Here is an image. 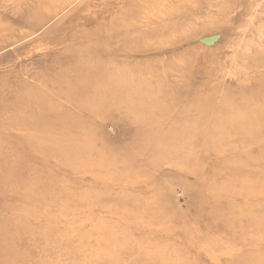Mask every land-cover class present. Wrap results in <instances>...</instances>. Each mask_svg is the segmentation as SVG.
I'll use <instances>...</instances> for the list:
<instances>
[{"label": "rangeland", "instance_id": "rangeland-1", "mask_svg": "<svg viewBox=\"0 0 264 264\" xmlns=\"http://www.w3.org/2000/svg\"><path fill=\"white\" fill-rule=\"evenodd\" d=\"M1 28L0 264H264V0H0Z\"/></svg>", "mask_w": 264, "mask_h": 264}, {"label": "bare ground", "instance_id": "bare-ground-1", "mask_svg": "<svg viewBox=\"0 0 264 264\" xmlns=\"http://www.w3.org/2000/svg\"><path fill=\"white\" fill-rule=\"evenodd\" d=\"M130 8V7H129ZM128 8V9H129ZM122 17H123V15H119L118 17H117V23L122 19ZM40 25H38V24H32V25H30V27H31V29L32 30H36V29H39L40 27H39ZM115 26V23L114 24H111V26L109 27V28H111V29H109V30H107V31H105L104 33H106V32H108V34H110V35H112V32H111V30H113L114 27ZM33 27V28H32ZM2 30V28L0 29V31ZM99 32V28L97 27L96 29H95V31H94V33L97 35V33ZM1 33V32H0ZM85 36H87V38H91V37H93L92 36V33L91 32H86L85 33ZM88 41V40H87ZM3 47H5V45H3V46H0V49L1 48H3ZM124 85V83L122 84V86ZM122 86H120L118 89H121L122 88ZM76 236L78 237L77 238V241H75V242H73L71 239H69L70 240V243L67 241V238H62V240H61V242H60V244H61V247L59 248V250L58 251H60V257L61 258H65V257H67L68 255H69V253L70 252H72V251H76V250H78L79 248H80V246L82 245V236L83 237H85V234H83V230H80V231H78V232H76ZM72 246H71V245ZM52 248V246H51V244L50 243H47V244H45L44 246H42V251L43 250H45V249H51ZM54 256H56V255H58V253H55L54 252ZM55 259H59V258H56L55 257Z\"/></svg>", "mask_w": 264, "mask_h": 264}]
</instances>
